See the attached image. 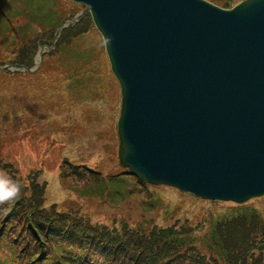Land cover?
Instances as JSON below:
<instances>
[{"label": "water", "instance_id": "1", "mask_svg": "<svg viewBox=\"0 0 264 264\" xmlns=\"http://www.w3.org/2000/svg\"><path fill=\"white\" fill-rule=\"evenodd\" d=\"M74 1L119 84V163L208 199L264 194V0Z\"/></svg>", "mask_w": 264, "mask_h": 264}, {"label": "rangeland", "instance_id": "2", "mask_svg": "<svg viewBox=\"0 0 264 264\" xmlns=\"http://www.w3.org/2000/svg\"><path fill=\"white\" fill-rule=\"evenodd\" d=\"M208 1L222 7L223 0ZM84 7L70 0H0V165L5 181L17 180L28 195L37 182L45 206L56 202L97 228L121 229L126 223L133 230L142 228L148 237L168 226L187 233L191 241L166 261L170 264H241L242 256L247 257L245 264H264V194L241 204L207 200L171 186L139 183L123 173L117 159L120 89L102 37L88 22L72 48L61 40L62 33L69 37L66 29L87 13L81 15ZM51 38L54 43L61 40L60 45L50 47ZM30 60L39 64L36 71L14 66ZM6 65L10 68H3ZM97 173L108 184L107 202L80 191ZM120 173L132 185L128 193L123 184L104 179ZM122 197V206L113 210ZM250 211L262 219L256 231L251 233V226L246 235L226 239L230 261L212 255L207 241L213 225L238 213H247L250 222ZM38 252L37 246L30 247L27 258L39 257ZM34 262L40 264L42 257Z\"/></svg>", "mask_w": 264, "mask_h": 264}, {"label": "trees", "instance_id": "3", "mask_svg": "<svg viewBox=\"0 0 264 264\" xmlns=\"http://www.w3.org/2000/svg\"><path fill=\"white\" fill-rule=\"evenodd\" d=\"M231 5H233L231 0L222 1L223 7ZM66 17L72 16L66 15ZM88 22L92 23V20L90 14L86 13L83 18L80 17L76 23L71 24L70 28L66 29L71 31L70 36L68 37L65 32L62 33L61 40L65 41L63 43L68 46L71 45L72 48L76 44L78 35L85 31L84 27ZM61 40L57 42L55 47L60 45ZM19 66H34V61L30 60ZM78 170L75 169L73 172L76 174L83 173L81 171L79 173ZM125 170L123 173L129 174L130 178L139 183H144L127 172V169ZM89 171L91 170L89 169ZM104 179L117 181L119 185L123 184L127 188V193L129 185L130 188L132 187L130 181L122 173L115 176L107 175ZM107 186L108 184L102 182V174L97 173L88 184L81 187L80 191H85V194L82 195L87 198L101 197L102 201L107 202V194H105ZM17 187L18 192L15 196L9 199H0V215H4L6 218L2 221L0 217V239H5L11 243L9 251L12 254L17 251L21 255H19L17 264H22L24 258H27L30 247L41 248L46 241L53 240L55 243L63 242L73 257H80L79 264H91L89 260L81 256L82 250H85L88 255L94 251L106 257L111 256L117 264H170L166 261L179 254L176 252L184 248L187 243V235L183 236L172 228L155 230L153 235L149 237L141 231L129 228L126 224L121 229L110 228L106 225L97 228V225L90 224L77 211L60 212L55 210L54 206L47 209L43 205L41 193H38L41 187L37 182L30 195L26 192L27 188L19 185ZM251 218L253 220L250 222L245 217L246 221L241 222V224H232L209 233L207 243L227 260L225 262L230 261L226 239L233 238L238 233L246 235L248 233L246 229L251 228V226H254L251 233L256 231L255 226L260 222V219L257 216H251ZM61 249L62 247H59L56 251ZM14 255L16 257L18 254ZM47 260L45 257V264L50 263H46ZM246 260L247 257L242 256L241 264H245ZM55 263L61 264V261ZM24 264H33V262L27 258ZM106 264L112 263L107 262Z\"/></svg>", "mask_w": 264, "mask_h": 264}, {"label": "clouds", "instance_id": "4", "mask_svg": "<svg viewBox=\"0 0 264 264\" xmlns=\"http://www.w3.org/2000/svg\"><path fill=\"white\" fill-rule=\"evenodd\" d=\"M120 99H121V95H120ZM17 192H18V187L10 185L7 181L0 182V199H9L15 196Z\"/></svg>", "mask_w": 264, "mask_h": 264}, {"label": "bare ground", "instance_id": "5", "mask_svg": "<svg viewBox=\"0 0 264 264\" xmlns=\"http://www.w3.org/2000/svg\"><path fill=\"white\" fill-rule=\"evenodd\" d=\"M142 1H143V3H144V2L150 3V2L147 1V0H142ZM152 6H153V4H152ZM159 10H160V9H158V8L156 9V11H159ZM151 11H152V10H151ZM120 106H121V102H120ZM120 106H119V111H120ZM56 138H57L59 141L62 140V138H61L60 136H57ZM50 142L53 143L54 140L51 139V140L49 141V143H50ZM120 165H121V164H120ZM121 166H122V165H121ZM123 167H124V166H123ZM53 174H54V173H53ZM63 263H66V260H64Z\"/></svg>", "mask_w": 264, "mask_h": 264}]
</instances>
